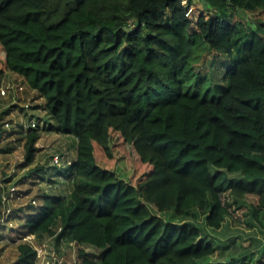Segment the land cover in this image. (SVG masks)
Here are the masks:
<instances>
[{
    "label": "trees",
    "instance_id": "trees-1",
    "mask_svg": "<svg viewBox=\"0 0 264 264\" xmlns=\"http://www.w3.org/2000/svg\"><path fill=\"white\" fill-rule=\"evenodd\" d=\"M194 1L0 0V72L77 140L70 194L28 215L37 242L100 251L80 264H205L204 235L229 219L248 223L250 244L225 260L224 243L215 264H264V35L233 20L264 0H200L208 16ZM239 37L219 96L185 92L192 49L232 56ZM26 137L30 163L38 134ZM17 249L19 264L37 254Z\"/></svg>",
    "mask_w": 264,
    "mask_h": 264
},
{
    "label": "rangeland",
    "instance_id": "rangeland-1",
    "mask_svg": "<svg viewBox=\"0 0 264 264\" xmlns=\"http://www.w3.org/2000/svg\"><path fill=\"white\" fill-rule=\"evenodd\" d=\"M194 4L207 16L211 15L203 1L195 0ZM234 14L233 20L240 21L248 29L259 30L258 33L264 35V30L260 29L264 25V10H244L240 14L239 12ZM246 40L248 39H244ZM244 41L239 37L232 56L213 51L206 44L194 47L189 56L191 69L182 79L184 91L196 93L208 100L219 96L227 83L226 73L232 66V61H237ZM18 80L19 77L9 71L0 72V88L11 86ZM31 92L20 94L18 99L23 104L22 101L29 98L31 102L36 101L33 105L39 106L38 110L32 113L36 117H41L39 121L43 132L41 140L37 142V147L35 146L37 151L32 161L27 162L25 147L27 137L21 131L14 128L0 138V217L5 215L0 223V264H19L17 248L20 244H27L37 249V255L30 264H80V250H84L90 257L96 259L99 250L87 245L78 246L69 238H64L56 244L53 237H44L42 241L37 242L27 234L25 223L28 215L39 211L44 194L62 199L70 194L73 177L70 157L76 152L74 144L68 141L69 137L58 133L56 124L45 111L43 99L38 98L36 92ZM10 100V97L0 96L1 129L3 123L9 122L11 125L27 119L26 114L18 107L10 113L8 110ZM54 153H58L62 158L60 167L51 164ZM63 160L70 162L66 169H62ZM40 168L42 171H36ZM198 218L201 220L202 214H199ZM230 221L224 222L220 232H226L225 235L239 233L240 238H243V229L249 228L248 223L239 224L231 221L233 226L228 227ZM234 238L236 237L226 236L227 240L224 243L229 244L226 248L228 249L229 246L232 249L225 252L226 257L223 255L225 260H230L235 255L240 256L248 246L246 241L244 242L246 246L239 241L236 242L237 238L230 243Z\"/></svg>",
    "mask_w": 264,
    "mask_h": 264
},
{
    "label": "built area",
    "instance_id": "built-area-1",
    "mask_svg": "<svg viewBox=\"0 0 264 264\" xmlns=\"http://www.w3.org/2000/svg\"><path fill=\"white\" fill-rule=\"evenodd\" d=\"M189 3H190V0H181V5L183 7H188ZM186 15H188V13ZM28 91H29V93H32L31 90H28V88L22 82V78L19 79L18 82L12 83L11 86L7 85L4 88H0V96L11 98V100H10L11 102H10L9 107H8L9 108L8 110L10 111V113L18 107L19 109L22 108V110L21 109L20 110L23 111L27 116L26 121H20L19 123H13L11 125L9 122L3 123L2 135L6 134L8 132H11L14 128L17 129L18 131H21L22 134L25 135V137L27 136V134L30 131H34L38 134V138L34 144V147H35L37 145V142L39 140H41L42 132H43V130H42L43 128L41 127L40 121H39V118H41V117H36V115H34V113H32V111H37L39 106H38V104L33 105L34 104L33 102H36V101L31 102L30 99H28V98L26 101H22V102H24L23 104L21 103L20 99H18L20 94H22V95L28 94ZM35 107H37V108H35ZM2 135H1V137H2ZM61 162H62L61 156L58 153H54L52 155V159H51L52 166L60 167ZM4 217H5V215L0 217V223L3 221ZM34 249L37 252V249L36 248H34Z\"/></svg>",
    "mask_w": 264,
    "mask_h": 264
},
{
    "label": "crops",
    "instance_id": "crops-1",
    "mask_svg": "<svg viewBox=\"0 0 264 264\" xmlns=\"http://www.w3.org/2000/svg\"><path fill=\"white\" fill-rule=\"evenodd\" d=\"M19 79H21V77H19ZM68 136V135H67ZM69 137V139H68V141L70 142V143H72V144H74V146H75V149H76V145H77V140L74 138V137H72V136H68ZM75 157H76V152H75V154H74V156H72V157H70L71 158V160H70V162L71 163H73L74 162V160H75ZM68 160H63V167H62V169H66L67 168V166H68V164L70 163ZM229 220V219H228ZM233 225H232V222L230 221V223H229V226L228 227H232ZM222 229V228H221ZM243 232H244V235H246V234H248V233H250V232H252V229L250 228V226H249V228H247V229H243ZM219 234H216V235H214V234H209V233H206L205 235H204V240L206 241V242H212V244H213V246L215 247V252H214V254H212L211 256H209L207 259H206V261H205V264H215L216 262H217V260L220 258V253H221V251L223 250V247H224V242L227 240L226 239V236H235L236 238H237V240H236V242H240V243H243L244 244V246H246L245 245V241L248 243V245L250 244V239H247L246 240V238H244V236H243V238H240V235H238L239 233H236V234H233V235H225L226 234V232H218ZM213 239H214V241H213ZM240 239H244V240H240ZM235 256H238V255H235Z\"/></svg>",
    "mask_w": 264,
    "mask_h": 264
}]
</instances>
